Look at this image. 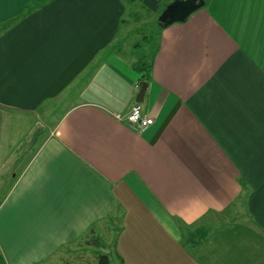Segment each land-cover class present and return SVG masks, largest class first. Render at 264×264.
Here are the masks:
<instances>
[{
    "label": "crops",
    "instance_id": "crops-1",
    "mask_svg": "<svg viewBox=\"0 0 264 264\" xmlns=\"http://www.w3.org/2000/svg\"><path fill=\"white\" fill-rule=\"evenodd\" d=\"M172 1L0 0V264H46L114 214L144 216L120 226L121 264H264V0L157 20L138 100L132 5L158 16ZM54 100L67 104L56 126L14 173ZM136 102L155 120L144 132L117 117ZM240 199L253 225L221 229L206 249L184 240ZM140 225L171 249L139 244Z\"/></svg>",
    "mask_w": 264,
    "mask_h": 264
},
{
    "label": "rangeland",
    "instance_id": "rangeland-1",
    "mask_svg": "<svg viewBox=\"0 0 264 264\" xmlns=\"http://www.w3.org/2000/svg\"><path fill=\"white\" fill-rule=\"evenodd\" d=\"M132 24L133 31L130 34V43L134 44L132 53L128 57L139 62L140 77L148 72L147 68L142 70L141 65L150 59L153 51V40L157 38L159 27L157 24L158 16L153 12H149L141 2L132 5ZM146 67V66H145ZM65 102L54 100L46 102L44 107L40 109V113L36 114L32 119L35 127L28 132L24 140V149L27 148L25 155L21 156V160L16 163L14 173H18L25 160L31 154V148L35 150L41 138H44L54 129L59 117L64 110ZM30 119H28L29 121ZM32 150V151H33ZM23 151V150H22ZM12 178V177H11ZM9 187V182L0 185V201ZM144 220L143 215H112L102 224L93 228L77 243L64 246L56 253L46 264H96L98 252L110 251L113 262L112 264H121L119 260L114 258V249L116 239L119 238L120 226L124 224H135ZM143 224V223H140ZM239 224L253 225V219L247 210L243 199L238 200L228 210L221 213L209 214L203 221L198 224L186 227L183 231L184 240L190 239L193 242L201 243V247L206 249L212 245V240L216 233L223 228L233 227ZM113 227H115L113 229ZM124 228V227H123ZM151 229V230H150ZM134 234L138 238V242L148 244L151 243L155 250H163L164 252L171 249L166 235L155 228H148L145 225L136 227ZM98 240L100 246L98 245ZM97 242V244L93 243ZM161 242H166L161 244ZM165 257V253L163 254ZM147 264H160V260L149 255ZM166 264V263H165Z\"/></svg>",
    "mask_w": 264,
    "mask_h": 264
},
{
    "label": "water",
    "instance_id": "water-1",
    "mask_svg": "<svg viewBox=\"0 0 264 264\" xmlns=\"http://www.w3.org/2000/svg\"><path fill=\"white\" fill-rule=\"evenodd\" d=\"M206 0H173L158 17V23L167 26L169 24L185 21L193 12L202 8ZM148 84L144 82L138 94V100H142Z\"/></svg>",
    "mask_w": 264,
    "mask_h": 264
},
{
    "label": "built area",
    "instance_id": "built-area-1",
    "mask_svg": "<svg viewBox=\"0 0 264 264\" xmlns=\"http://www.w3.org/2000/svg\"><path fill=\"white\" fill-rule=\"evenodd\" d=\"M136 89H140V86L136 85ZM117 117L126 120L131 127L139 132H144L155 122L153 117L144 113L142 105L139 102L134 103L126 114H118Z\"/></svg>",
    "mask_w": 264,
    "mask_h": 264
},
{
    "label": "trees",
    "instance_id": "trees-1",
    "mask_svg": "<svg viewBox=\"0 0 264 264\" xmlns=\"http://www.w3.org/2000/svg\"><path fill=\"white\" fill-rule=\"evenodd\" d=\"M207 1V0H206ZM168 4H165L164 5V8L167 6ZM159 24V23H158ZM159 26L160 27H164L163 25H161V24H159ZM148 63L145 61L142 65H141V67L140 68H142V70H144V68H147L148 69V71H150L151 70V65H147ZM146 66V67H145ZM138 70H140V69H138ZM150 73V72H149ZM146 74L144 73L142 76H141V78H140V80H139V83L142 85L144 82H146L147 83V81L145 80L146 79ZM93 229H91V231H92ZM96 264H111V260H110V257H109V255L108 254H106V253H99L98 255H97V259H96Z\"/></svg>",
    "mask_w": 264,
    "mask_h": 264
}]
</instances>
